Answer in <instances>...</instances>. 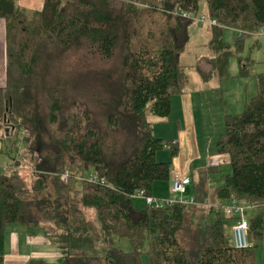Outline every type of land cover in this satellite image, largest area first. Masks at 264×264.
Masks as SVG:
<instances>
[{
  "label": "trees",
  "instance_id": "16d2710c",
  "mask_svg": "<svg viewBox=\"0 0 264 264\" xmlns=\"http://www.w3.org/2000/svg\"><path fill=\"white\" fill-rule=\"evenodd\" d=\"M201 1L44 0L42 9L29 11L19 0H0L7 80L0 119L12 132L28 133L26 147L37 157L31 186L19 161L0 172V264L8 225L45 221L65 229L71 253L61 262L27 264H144V250L150 264H256L263 215L249 219L251 246L236 248L226 229L235 217L220 206L233 196L264 205V72L256 74L258 92L244 109L224 117L216 149L229 157L230 170L190 167L188 191L200 204L138 207L131 197L140 190L151 195L155 182L172 176L173 160L159 161L157 152L168 148L174 159L179 144L154 135L148 112L169 117L172 97L187 90L180 55L194 20L180 11L198 15ZM206 1L208 20L217 23L209 24V54L195 68L205 80H222L245 37L264 32V0ZM227 26L237 31L234 45L224 41ZM247 73L241 64V76ZM89 169L105 183L77 179ZM219 173L223 182L214 186ZM87 208L95 210L105 244L100 256L86 254L85 246L97 244L82 234L97 230ZM115 236L128 237L132 250L114 245Z\"/></svg>",
  "mask_w": 264,
  "mask_h": 264
},
{
  "label": "rangeland",
  "instance_id": "374dc122",
  "mask_svg": "<svg viewBox=\"0 0 264 264\" xmlns=\"http://www.w3.org/2000/svg\"><path fill=\"white\" fill-rule=\"evenodd\" d=\"M26 8L29 11L33 10L31 7ZM202 15L210 19L206 0L201 1V9L198 16ZM188 32L189 41L184 52L180 55V59L190 76L187 91H190L193 95L192 119L197 144L194 151V159L191 161V167L197 173L199 168L206 167L212 163L219 162L222 164L225 162L223 159H219L220 157L216 149L217 138L224 132L225 115L228 113H240L244 109L245 102L258 92L256 74L264 72V32L250 33L245 37L243 49L240 51L235 50L230 58L227 76L222 80L216 77L205 80L195 68L198 58L209 54V24L194 20L189 26ZM236 36V29L228 26L224 27L223 38L226 43L234 45ZM241 64H246L249 69V73L243 76H241ZM5 67V62L0 63V87H5L7 83ZM148 118L152 122L154 135L166 140H176L178 127H183V124L185 126L181 100L178 106H174L170 117L161 118L148 112ZM6 126V123L0 119V172L15 167L16 162L19 161V170L25 176L28 185L31 186L36 178V170L34 169V158L36 155L33 157L28 152L24 141L25 134L22 129L17 128L12 132ZM175 133L176 135H174ZM189 153L187 157L191 158L192 153ZM157 159L159 161L173 160L171 150L168 148L158 150ZM227 159L229 158L227 157ZM221 167L223 170H230L228 163L222 164ZM91 172H93V169H89L87 174ZM221 175L220 173L216 174L211 180L214 186L223 182ZM158 183L164 186L160 189V193H153L151 196L162 200L167 199L171 193V185L168 181H160ZM131 197L138 207H145L147 205L145 199L135 194ZM230 200L227 205L231 204ZM85 211L89 222L93 223L97 229L96 231L82 232L86 238H90L92 243H97L91 248L85 246L87 249L86 254L103 255L105 254V244L101 242L102 233L96 220L95 210L87 208ZM259 214H262L264 217V206L256 210H249L247 217L250 219L253 215L255 217ZM232 223L229 220L226 221V229L230 236ZM93 224H91L92 227ZM5 234L7 262L10 259L27 260V256L30 257V254L31 258L29 261L43 258L51 262H61L71 253L65 229L50 221L43 222L40 227L10 224L6 228ZM18 236L20 237V242L17 240ZM113 244L119 246L125 252L132 250L131 241L126 236L113 237ZM17 246L22 250V255L19 257L13 253L14 248ZM258 248L257 262L258 264H264V237ZM34 249L35 251L33 252ZM142 260L144 264H150L145 250L142 253Z\"/></svg>",
  "mask_w": 264,
  "mask_h": 264
},
{
  "label": "built area",
  "instance_id": "2783aa9c",
  "mask_svg": "<svg viewBox=\"0 0 264 264\" xmlns=\"http://www.w3.org/2000/svg\"><path fill=\"white\" fill-rule=\"evenodd\" d=\"M184 17L191 18L197 20L200 23H207V24H216V20H208L205 16H198L194 15L188 11H180ZM24 134H28L27 132L23 131ZM62 180L65 183H68L71 178V173L67 169L61 175ZM78 180H87L91 183L96 184H104L105 181L100 179L98 173L96 171L91 172L88 175H78ZM191 184L190 176H178L174 178L171 182V193L167 199H158L154 198L151 195L146 194L144 190L137 191L135 195L140 198L146 200L148 205L154 206L156 208H163L166 206H171L175 203L185 204V205H196L200 204L195 198V196L190 193L189 194V186ZM231 204L227 205L224 204L220 206V209L228 214L229 216L235 217L233 223L231 224V234L233 238V244L236 248H247L251 246V241L249 238V218L247 214L249 210H253L257 208L259 205L245 201V200H238L235 196H233L230 200ZM206 205L205 203H202Z\"/></svg>",
  "mask_w": 264,
  "mask_h": 264
},
{
  "label": "crops",
  "instance_id": "0c3cea01",
  "mask_svg": "<svg viewBox=\"0 0 264 264\" xmlns=\"http://www.w3.org/2000/svg\"><path fill=\"white\" fill-rule=\"evenodd\" d=\"M19 3L23 7H29V8L31 7L33 10H36V9L40 10L43 7L44 0H19ZM5 45H6V25H5V21L0 18V63L5 62V65H6V51H5L6 46ZM5 73H6V67H5ZM180 100H181L182 108L184 110L185 126L183 124V127L181 126L178 127L179 130L177 132L176 141L179 144L180 153L176 158L173 159L174 168L172 171V176L170 180L168 181L170 185H171L172 180L178 176H190L191 161L194 159V156H195L194 151L196 150V144H197L196 136L194 132L193 119H192L193 95L192 93H190V91L186 90L183 94L172 97V113H173L174 106L176 105L178 106V104H180ZM172 113L170 115H172ZM178 122L180 123V121ZM174 135H176V133ZM189 152H191L193 155V156L191 155V158L187 157L190 154ZM218 156L220 157L219 158L220 160L223 159V161H225L222 164L229 163V159H227L228 157L227 155L218 154ZM212 164L217 165L221 163L218 162V163H212ZM158 182L154 183L153 188H152V194L160 193V189H162V187L164 186V185H160ZM227 203L228 202L225 201L222 204H227ZM263 206H258L254 210L258 208H262ZM252 217H254V215ZM12 224H18V223H12ZM5 237H6V234H5ZM17 240L18 242H20L19 236L17 237ZM5 246H6V243H5ZM258 249L259 248L257 247L256 248V264H258L257 262V256L259 253ZM34 251L35 249L33 250V252ZM13 253L15 254V256L17 254V256L19 257L22 255V250H20L19 246H17L14 248ZM262 255H263V251H262ZM27 258H28L27 260L10 259L9 262H7L6 254H5L4 264H27L29 262V259L31 258V254H30V257L27 256Z\"/></svg>",
  "mask_w": 264,
  "mask_h": 264
},
{
  "label": "flooded vegetation",
  "instance_id": "af4514ba",
  "mask_svg": "<svg viewBox=\"0 0 264 264\" xmlns=\"http://www.w3.org/2000/svg\"><path fill=\"white\" fill-rule=\"evenodd\" d=\"M6 128H7V126H6Z\"/></svg>",
  "mask_w": 264,
  "mask_h": 264
}]
</instances>
